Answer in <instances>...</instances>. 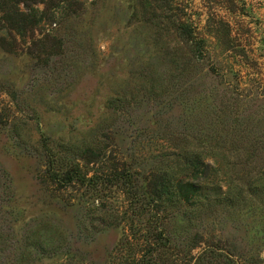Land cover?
<instances>
[{
    "label": "rangeland",
    "instance_id": "obj_1",
    "mask_svg": "<svg viewBox=\"0 0 264 264\" xmlns=\"http://www.w3.org/2000/svg\"><path fill=\"white\" fill-rule=\"evenodd\" d=\"M45 2L0 29V264H264V0Z\"/></svg>",
    "mask_w": 264,
    "mask_h": 264
},
{
    "label": "trees",
    "instance_id": "obj_2",
    "mask_svg": "<svg viewBox=\"0 0 264 264\" xmlns=\"http://www.w3.org/2000/svg\"><path fill=\"white\" fill-rule=\"evenodd\" d=\"M45 1L46 0H0V13L2 12V15L0 14V29L6 31L14 30L17 33L27 30L33 31L42 21L47 24L54 23L55 10L53 9L55 7H47ZM54 1L56 3V0ZM59 1L61 3L65 0ZM19 4L22 5V9L19 8ZM40 4H44L42 9L38 7ZM46 162L47 174L53 180L69 183L72 181L74 175L75 179L81 177L87 180L88 183H92L94 180L95 176L93 175L88 178H86L85 175H78L76 166L72 167L70 170L61 172L59 168L54 167L55 159L52 158L51 155L48 156ZM201 164L204 167V163ZM129 173L130 172L127 171L125 167H122L120 170L118 164H116L111 176L125 182L129 181ZM187 177L188 175L186 173L181 176L173 174V178L171 176L169 178L167 172H162V175H159V182L155 186H159V189L157 188L154 193L157 191V197L164 202V207L167 205L171 207L180 205L191 206L198 202V200L195 201L197 198L205 199L209 202L210 195L207 194L211 192L210 194L214 196L217 195L216 192L220 190L217 183L214 184L213 182H206L203 180L194 181ZM205 191H208V193L204 194ZM125 192L127 195H131V190L126 189Z\"/></svg>",
    "mask_w": 264,
    "mask_h": 264
}]
</instances>
